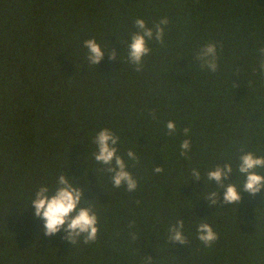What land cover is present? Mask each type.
Masks as SVG:
<instances>
[{
    "label": "trees",
    "instance_id": "trees-1",
    "mask_svg": "<svg viewBox=\"0 0 264 264\" xmlns=\"http://www.w3.org/2000/svg\"><path fill=\"white\" fill-rule=\"evenodd\" d=\"M162 16L165 43L150 42L136 72L127 62L134 20L151 26ZM93 37L106 47L96 67L82 43ZM207 42L217 46L215 73L194 59ZM262 46L264 0H0V264H264V192L241 188L237 205L222 203L224 189L216 205L203 199L217 187L206 179L216 164L235 170L241 147L264 155ZM105 127L120 136L133 192L114 188L92 156ZM185 127L188 159L179 155ZM129 149L139 164L127 161ZM192 168L204 182H193ZM63 171L97 212L92 244L46 236L33 214L36 188L54 187ZM179 218L188 243L167 244ZM201 219L218 233L211 248L196 239Z\"/></svg>",
    "mask_w": 264,
    "mask_h": 264
},
{
    "label": "clouds",
    "instance_id": "clouds-1",
    "mask_svg": "<svg viewBox=\"0 0 264 264\" xmlns=\"http://www.w3.org/2000/svg\"><path fill=\"white\" fill-rule=\"evenodd\" d=\"M168 23L166 16L152 22L151 26L142 18L134 20L136 31L130 34V42L127 44V62L136 72L142 71L144 58L151 52L148 46L150 42L155 41L161 46L164 45ZM82 43L87 50L85 56L87 64L96 67L103 59V49L106 47H102L95 37L84 40ZM257 51L260 57L259 72L261 76H264V46ZM116 56L117 53L113 49L109 59H115ZM194 59L201 71L215 73L218 69L216 44L212 42L203 44L194 53ZM149 115L156 119L155 111H150ZM166 129L168 135L175 134L176 123L169 120L166 123ZM182 131L185 139L180 143L179 155L188 159L192 148V141L189 138L190 129L185 127ZM93 143L96 151L92 153V156L98 165H103L104 173L109 175L112 186L114 188L123 186L127 192L135 191L138 187L137 179L128 170L129 165L125 157L119 154L120 136L105 127L95 134ZM126 157L133 166L140 163L139 156L132 149L127 150ZM163 171L162 166L153 168L155 174ZM234 171L237 173V179L231 182L228 176ZM190 176L193 182L203 180L198 168H192ZM206 179L208 182L215 181L217 185L216 189H212L203 198L209 207L216 205L219 189H224L222 203L237 205L241 200V188L253 196L264 192V155H257L241 147L235 170L231 162L218 163L206 172ZM84 191L85 189L79 186L78 181L66 176L64 171L58 175L54 187L40 185L36 188L35 198H30L29 203L34 208V216L43 221L41 230L46 236L63 231L66 233L63 238L73 245L79 243L89 245L96 241L100 232L99 219L91 202L84 200ZM134 227L135 222L129 221V228ZM167 232V244L169 242H179L182 245L188 243L183 219L179 218L175 223L170 224ZM130 235L133 240L136 239L135 232H130ZM195 236L206 249L211 248L219 239L218 233L203 219L196 224Z\"/></svg>",
    "mask_w": 264,
    "mask_h": 264
}]
</instances>
